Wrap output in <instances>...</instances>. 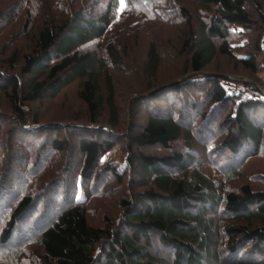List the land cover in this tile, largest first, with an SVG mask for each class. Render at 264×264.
Instances as JSON below:
<instances>
[{
	"label": "trees",
	"instance_id": "obj_1",
	"mask_svg": "<svg viewBox=\"0 0 264 264\" xmlns=\"http://www.w3.org/2000/svg\"><path fill=\"white\" fill-rule=\"evenodd\" d=\"M143 1L152 0L127 3ZM181 2L188 6L179 10L188 31L179 54L189 57L186 74L194 76L149 93L163 61L157 43L151 42L138 78L147 83L149 94H137L125 134L111 70L130 72L124 61L128 47L108 36L119 25V0H71L67 17L56 5L44 11L49 18L44 16L38 28L36 20L46 4L31 0L24 32L33 38L32 49L6 60L11 71L21 59L17 73L0 70V96L8 101L0 105V248L16 243L20 250L12 255L17 253V264H264V192L244 184L238 192L220 195L216 181L202 171L212 164L196 161L193 138L195 132L204 134L199 139L203 157L236 158L240 168L264 156V84L234 95L230 80L202 73L218 57L257 71L254 54L237 58L231 39L234 29L254 31L259 20V30L264 28V0ZM193 3L197 10L189 6ZM134 38L138 43L139 35ZM259 41L257 55L262 52ZM77 82L87 122L47 124L33 111ZM197 86L200 97L189 100ZM149 100L153 108L139 127V103ZM102 120L106 127H100ZM125 142L124 166L101 164ZM73 149L80 160H67L76 167L74 180L67 181L70 164L58 162ZM159 149L166 152H154ZM130 172L135 177L121 201L120 222L93 225L88 204L77 201L78 182L91 185V198L97 200L105 194L106 179L122 184ZM49 174L55 177L46 181ZM55 188L61 192L60 203L52 201L33 221L32 211L42 201L46 208L48 193ZM28 242L37 246L35 251L23 248Z\"/></svg>",
	"mask_w": 264,
	"mask_h": 264
},
{
	"label": "rangeland",
	"instance_id": "obj_2",
	"mask_svg": "<svg viewBox=\"0 0 264 264\" xmlns=\"http://www.w3.org/2000/svg\"><path fill=\"white\" fill-rule=\"evenodd\" d=\"M70 2L71 0H39V3H42L43 6L46 4L47 7L45 6L40 16L37 18L36 28L41 25L44 16L49 18L45 13L46 9L50 8L54 10L56 5L60 7V15L67 17V10L69 11ZM144 3V1L141 3L131 2L128 6L127 0H123V5H121L119 0V8L117 10V20L119 25L108 35L109 37L111 36V38L114 37L112 40L118 39L121 42L120 44L124 43V45H121L123 48L125 46L128 47V55L124 61L128 65L125 70L129 69L130 72L119 73L116 69L111 70L116 79L115 87L119 96L122 129L123 132L125 131V134H128L130 131L131 117L133 115L132 103L135 99L140 98L138 96H142L141 94L147 96L149 93L162 88L166 84L181 81L185 77L194 76L192 72L186 74V62H188L189 57H182L179 54L181 42L185 39L186 31H188L186 25L181 20L179 10L181 7L188 6L181 2V0H152L148 4ZM29 5H31V0H0V16L3 15L1 17L2 20H0V70L5 69L7 72L17 73L23 65L21 59L18 62L19 66L11 71L8 70L9 67L6 66V60H8L14 52L25 54L32 49L33 38L28 37L27 32H24V21L26 20V11ZM189 6H192L191 9L193 11L197 10L195 3L189 4ZM57 12L59 13V10ZM168 13H171L174 17L173 20L169 18L167 15ZM200 13L202 17L207 16L203 10H201ZM259 21L257 22V27L253 29L254 31H245L240 28L234 29L235 34L231 39V46L237 58L250 57L249 55L254 54V58L257 62L256 72L238 66L236 61H232L225 57H218L217 60L207 68V70L202 72L204 73L203 76L206 77L211 75L220 77L221 79L226 78L225 80H230V83L234 84L232 86V93L238 92L237 95L242 92L251 91V88L255 83L264 84V28L259 30L262 25V22ZM136 34L139 35L138 43H135L134 41ZM259 34H261L260 38ZM259 39L262 52L257 55L255 47ZM153 41L157 43L163 61L160 76L155 83V89L148 93L149 86L147 83L145 84V82H140V80H138V78L140 79L141 74V67H139V65L141 66L142 63L146 61L148 46ZM123 48L120 47L121 50H123ZM78 88L79 83L77 82L65 89L54 102L48 101L45 103V106H41V108L38 105H35L33 111L38 113L43 122L47 124L64 123L66 125H75V123L79 124L81 122H87L88 119L86 118L85 109H83V105L77 99ZM199 88L200 86H197L189 93L188 98L192 97L189 100L200 97ZM138 93L139 95L137 96ZM185 94L186 93L184 92V95ZM184 95H182V97L184 100H187V96ZM179 100L176 101L178 102L177 105H179L180 109L181 103ZM7 103V99L4 96H0V105L4 104L7 106ZM151 103L152 101L150 100L139 103L140 109L137 112L139 116L137 120L139 127L146 123L149 116L148 110L153 108V105H150ZM171 108L172 106L168 107V109ZM175 108L176 107H174V109ZM156 109L166 111L159 107H156ZM194 115L196 114L194 113ZM104 120L101 121L100 127H106L107 123ZM190 121L186 124L188 125ZM50 135L56 136V132H53ZM76 136L77 135L75 134V138ZM203 136L204 134L197 132L193 135L194 141L197 142L196 146L198 155H195L197 157L196 161L213 165H211V167H203L202 171L206 174L208 173L211 178L216 181L220 195L224 196L230 191L238 192L244 184H250L255 191L264 192V156L250 159L243 168L235 165L237 162L236 158H231L227 162L224 156L210 155L209 157H203L201 152L203 151V148L201 147V142L199 140L200 138H203ZM14 143L19 145L17 141ZM126 145L128 146L127 142L116 146L114 150L102 159L101 164L114 163L121 167L124 166L127 158V150L125 149ZM180 145L182 148L183 143H180ZM74 149L72 150L74 153L71 154V152H68L63 155V157H60L58 165L66 164L68 159L71 161L72 159L73 161H79V155ZM182 149L184 150V148ZM184 151H186V149ZM154 152L162 154L166 151L159 149ZM68 163L70 164V161ZM75 169V165L70 164V169L66 175L67 181L74 180ZM54 177V175L49 174L46 181H50L54 179ZM134 177V174L130 172L125 177V182L122 184L119 180L110 179L107 182L108 179H106L104 182L106 183L104 184L105 194L97 200L91 198V185H80L78 182V192L76 194L77 201L83 204H88L90 209L89 220L93 225L103 226L107 221L114 223L120 222L122 214L121 201L130 192V181ZM16 181L17 180L13 181V184L17 183ZM51 192L52 193H48L47 196V207L45 208L46 205L42 201L38 203L34 212L32 211V213H35L36 215L35 218L32 219L33 221L36 217L40 216L43 209L47 210L52 201L54 205L57 203L56 200L60 203L62 197L60 196L61 192H59V189L55 188ZM50 213H52V209L48 210V216L45 219L49 217ZM25 223L23 229L27 228L28 219L25 220ZM12 241L15 242L14 239ZM22 245L23 248L26 247L27 250L30 249V251H35L37 248V246L31 247V243L29 242ZM19 248L20 247L16 243H12L4 249L0 248V264H17L14 260V258L16 259L15 255L17 253L14 255L12 254L19 251ZM26 255L28 254L26 253L25 256Z\"/></svg>",
	"mask_w": 264,
	"mask_h": 264
},
{
	"label": "built area",
	"instance_id": "obj_3",
	"mask_svg": "<svg viewBox=\"0 0 264 264\" xmlns=\"http://www.w3.org/2000/svg\"><path fill=\"white\" fill-rule=\"evenodd\" d=\"M263 48H264V44H263ZM262 91H263V94H264V88H262ZM233 94H234V95H237L238 92H235V93L233 92Z\"/></svg>",
	"mask_w": 264,
	"mask_h": 264
},
{
	"label": "snow or ice",
	"instance_id": "obj_4",
	"mask_svg": "<svg viewBox=\"0 0 264 264\" xmlns=\"http://www.w3.org/2000/svg\"><path fill=\"white\" fill-rule=\"evenodd\" d=\"M120 2H121V5H123V0H120Z\"/></svg>",
	"mask_w": 264,
	"mask_h": 264
},
{
	"label": "water",
	"instance_id": "obj_5",
	"mask_svg": "<svg viewBox=\"0 0 264 264\" xmlns=\"http://www.w3.org/2000/svg\"><path fill=\"white\" fill-rule=\"evenodd\" d=\"M224 79H226V78H224Z\"/></svg>",
	"mask_w": 264,
	"mask_h": 264
}]
</instances>
